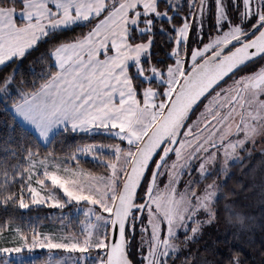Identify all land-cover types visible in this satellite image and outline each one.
Returning <instances> with one entry per match:
<instances>
[{"label": "snow or ice", "instance_id": "obj_1", "mask_svg": "<svg viewBox=\"0 0 264 264\" xmlns=\"http://www.w3.org/2000/svg\"><path fill=\"white\" fill-rule=\"evenodd\" d=\"M73 25L29 83L0 80V207L60 210L48 225L0 220V264H172L217 219L216 182L193 183L191 161L226 167L264 134V0H0V64ZM90 132L107 139L54 147Z\"/></svg>", "mask_w": 264, "mask_h": 264}, {"label": "trees", "instance_id": "obj_2", "mask_svg": "<svg viewBox=\"0 0 264 264\" xmlns=\"http://www.w3.org/2000/svg\"><path fill=\"white\" fill-rule=\"evenodd\" d=\"M209 31L214 27L213 12L208 17ZM165 25L166 21H159ZM77 25L71 26L69 30H56L49 36L39 40L37 44L28 50L23 56L12 58L0 67V80L11 77L9 85L14 93L16 86L20 84L21 78L25 83L30 82V77L42 65L39 63L41 55L45 54L50 40L60 39L69 31H75ZM156 38L153 41V48L165 53L171 41L159 28L155 29ZM161 61L163 57H160ZM255 61V60H254ZM2 102V96H0ZM0 121L6 124L7 115L0 111ZM3 125L0 124V129ZM107 139L102 133H72L64 136L54 145L57 150H62L78 141ZM19 144V140L13 141ZM41 150H45L41 146ZM4 145L0 138V157L4 156ZM82 163L87 167H96L95 161L88 157H81ZM213 175L205 181L213 179ZM204 181V182H205ZM219 196L214 202L217 219L210 224L203 225L202 229L190 239L181 243L175 253L172 264H179L182 259L191 258L190 264H195L198 258H205L206 261L213 260L215 264H222L221 257H227L230 251L235 250L241 253L240 264H264V151L251 153L242 161L231 165L229 174L222 184ZM227 206V207H226ZM53 208L49 206H33L29 209H9L7 212L0 207V220L11 214L25 221L42 219L45 224L51 223L54 216ZM190 227V226H189ZM184 236V232L181 233ZM214 241L219 243H214ZM135 238L132 241L133 255L135 256Z\"/></svg>", "mask_w": 264, "mask_h": 264}, {"label": "rangeland", "instance_id": "obj_3", "mask_svg": "<svg viewBox=\"0 0 264 264\" xmlns=\"http://www.w3.org/2000/svg\"><path fill=\"white\" fill-rule=\"evenodd\" d=\"M209 11H212V10H209ZM208 21H209V19L207 18V22H206L205 28H204L205 35L209 31ZM190 43H191V40H190ZM258 63H259V61H255L254 63H250L246 66H243L240 69V71H251L254 67H256V65ZM10 80H12L11 77H10ZM263 151H264V134L256 137L254 143L252 141H247L244 144V146L240 149L239 158L230 160L229 164L226 167L222 165L220 159L218 158L217 161L215 162V164H213L209 168H207L204 173H200L198 170L199 159L196 158V159L191 161L190 168L186 169V172L190 174L191 180L193 183H199L201 186H203V183L208 176H210V175L214 176L212 180H214L216 182V185H217V194H216L215 199H214V202H215L217 197L219 196V193H220L219 191L221 189V186L225 182V180L229 174L231 165L236 163V162L242 161L247 155H249V152L251 154V153H257V152H263ZM186 178H188V176H186ZM52 211L54 212V216L58 215L60 212L59 209H53ZM65 211H67V209ZM77 214H78V210L73 209L72 215L75 217ZM203 214L204 213L202 212L201 215H203ZM45 225H48V224H45ZM182 232L183 231H181L179 233V235H181ZM36 251H37V253L41 254V258H44L43 250L37 249ZM195 264H207V261L205 260V258L200 257V258H198V260Z\"/></svg>", "mask_w": 264, "mask_h": 264}, {"label": "crops", "instance_id": "obj_4", "mask_svg": "<svg viewBox=\"0 0 264 264\" xmlns=\"http://www.w3.org/2000/svg\"><path fill=\"white\" fill-rule=\"evenodd\" d=\"M33 47H34V46H33ZM33 47H32V48H33ZM30 49H31V48H30ZM30 49H28V50H30ZM28 50H26V52H27ZM26 52H25V53H26ZM12 58H17V57H12ZM12 58H11V59H12ZM8 61H9V60H8ZM6 62H7V61H5L3 64H0V67H1L2 65H4Z\"/></svg>", "mask_w": 264, "mask_h": 264}, {"label": "water", "instance_id": "obj_5", "mask_svg": "<svg viewBox=\"0 0 264 264\" xmlns=\"http://www.w3.org/2000/svg\"><path fill=\"white\" fill-rule=\"evenodd\" d=\"M253 59L255 60V58H253ZM242 67H243V66H242ZM242 67H241V68H242Z\"/></svg>", "mask_w": 264, "mask_h": 264}, {"label": "flooded vegetation", "instance_id": "obj_6", "mask_svg": "<svg viewBox=\"0 0 264 264\" xmlns=\"http://www.w3.org/2000/svg\"><path fill=\"white\" fill-rule=\"evenodd\" d=\"M210 13V11L208 12V14Z\"/></svg>", "mask_w": 264, "mask_h": 264}]
</instances>
